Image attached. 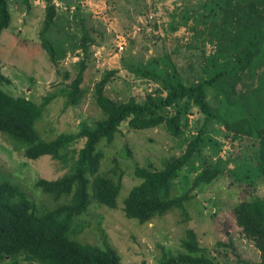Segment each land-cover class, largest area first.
Listing matches in <instances>:
<instances>
[{"label":"trees","instance_id":"1","mask_svg":"<svg viewBox=\"0 0 264 264\" xmlns=\"http://www.w3.org/2000/svg\"><path fill=\"white\" fill-rule=\"evenodd\" d=\"M23 2L29 9L28 0ZM43 2L42 37L54 27L57 11L53 0ZM196 2L193 7H183L170 15L172 29L183 27L191 33L189 43L172 50V55L181 57L186 63L183 66L191 72L186 73L185 69L177 72L173 56L167 53L138 64L122 61L124 69L135 80L152 82L157 89L146 93L140 101L129 98L116 103L104 94V87L117 70L107 71L92 89L99 118L93 126L81 123L75 133L46 138L44 131H37L35 127L57 97H64L65 108L73 109L87 93L82 85L90 48L97 42L84 19L80 22L81 36L76 47L82 58L70 63L77 69L76 75L60 96L47 94L35 103L25 96L9 95L1 88L4 84L11 85V80L2 73L0 59V133L18 140L27 163L50 158L69 167L57 179L40 177L35 183L55 203L52 207H38L18 190L16 182L0 172V264H122L112 246L84 244L69 237L70 233L73 236L79 232V226L74 223L93 204L112 210L118 208L122 172L113 171L108 175L98 171L103 158L101 149L114 143L122 126L129 130H147L164 125L172 136L179 137L189 129L188 116L193 108L201 117L198 130L187 139L183 153L166 162L162 169L154 168L151 163L140 166L131 160L133 174L140 182L123 200L122 211L126 218L141 224L165 216L176 207H180L182 218L187 219L180 198L172 199L171 180L180 169L190 167V171L196 172L197 166L202 167L193 186L208 184L224 171L223 167L205 166L202 158L203 151L214 143L212 135L218 134L215 126H222L232 135V140L236 136L255 140L257 150L252 154L258 175L264 178V101L257 97L245 99L235 93L241 78L248 74L253 79L250 81L256 82L246 91L253 96H264V0ZM10 20V0H0V37ZM55 43L42 40L41 47L49 60L58 64L65 60L66 50L72 52L75 46L70 41ZM207 44L213 48L209 55ZM193 64L201 66L200 69ZM232 213L244 238L259 252L256 262L235 256L233 264H264V198L243 201ZM204 251L196 233L187 229L180 239V251L172 256L162 253L157 264H219L205 256Z\"/></svg>","mask_w":264,"mask_h":264},{"label":"rangeland","instance_id":"2","mask_svg":"<svg viewBox=\"0 0 264 264\" xmlns=\"http://www.w3.org/2000/svg\"><path fill=\"white\" fill-rule=\"evenodd\" d=\"M53 1L57 9L55 24L42 37L43 0H28L29 9L23 0H10L11 20L0 37L2 73L11 80V85L4 84L1 88L11 96H25L35 103L41 102L47 94L59 93L60 96L65 93L67 85L74 79L77 69L70 63H77L82 58L76 48L81 36V19L96 38L97 44L90 48L91 56L82 85L87 91L83 101L73 109L65 108L64 97L52 101L48 112L38 122L39 127H35L37 131H44L46 138L75 133L83 122L93 126L100 113L94 104L92 89L109 70H117V73L104 87V94L116 103L126 102L129 98L140 101L146 93L157 89L152 82L135 80L124 69L122 61L138 64L165 53L172 57L174 48L189 43L191 33L183 27L172 29L170 15L197 3L196 0H74L71 5H64L59 0ZM42 40L63 44L70 41L71 46L79 51L66 50L65 60L53 64L41 47ZM118 42L124 43L121 51L117 48ZM205 48L209 55L213 48L209 44ZM172 62L177 72L182 73L184 69L186 73L191 72L189 67L183 66L186 63L181 57L173 56ZM193 67L200 69L201 66L193 64ZM250 80L253 79L248 74L241 78L235 93L245 99L257 97L255 99L263 102L264 96H253L246 91L255 85L256 81ZM188 118L189 129L179 137L172 136L164 125L147 130H129L122 126L114 143L101 149L103 158L98 171V174L108 175L113 171L116 174L122 172L118 209L93 204L77 219L74 226H79L80 230L73 236L70 233V238L84 244L112 246L123 264H141L143 261L156 264L162 253L167 256L177 254L185 230L192 229L199 246L205 249L204 255L216 263L233 264L236 257L247 262L258 261L257 249L244 238L232 213L233 208L243 201L264 198V178L258 175L252 154L257 150V143L241 136L232 140V135L222 126H215L218 134L212 135L214 143L203 151L202 158L209 168L223 167L224 171L212 182L190 192L189 199L183 203L186 220L176 208L143 225L127 219L122 212L123 200L140 182L133 174L131 160L140 166L151 163L154 168L162 169L166 162L182 154L187 139L198 130L201 117L196 108ZM68 170V166H61L50 158L27 163L18 140L0 133L1 174L16 182L14 185L18 190L38 207L55 205L36 188L38 178L54 180ZM201 170L202 167L197 166L195 171L199 173ZM188 171L190 167L180 169L174 176L180 183L173 184H184L189 177L196 175H186ZM185 190H191V186H185ZM179 192H182L181 187L175 186L172 195ZM60 200L63 202L62 198Z\"/></svg>","mask_w":264,"mask_h":264},{"label":"clouds","instance_id":"3","mask_svg":"<svg viewBox=\"0 0 264 264\" xmlns=\"http://www.w3.org/2000/svg\"><path fill=\"white\" fill-rule=\"evenodd\" d=\"M71 5V4H70ZM118 47L120 46V45H122V47H123V45H124V43H122V42H118ZM120 50V49H119ZM122 50V49H121ZM120 50V51H121ZM188 142V141H187ZM186 148V147H185ZM184 151V150H183ZM183 153V152H182ZM196 174V175H195ZM176 175V174H175ZM186 175H195L194 177H189L188 179H187V181L184 183V184H177V185H174L173 183H176L177 182V180H176V177H173V179L171 180V190H172V193H173V191H174V187L175 186H178V187H181V191L182 192H179L178 194H176V196H173L172 195V199L174 198V197H178V198H180V201H181V203H182V206H183V203H184V200L185 199H189V194H190V192L191 191H193L197 186H193V181L197 178V177H199L200 175L197 173V172H192V171H188L187 173H186ZM177 183H180V182H177ZM191 186V190H185V186ZM203 186V185H205V184H200V185H198V186ZM120 187H121V185H120ZM91 207V206H90ZM89 207V208H90ZM184 208V207H183ZM118 209V208H117ZM176 209H179V210H181L180 209V207H176ZM110 210H112V209H110ZM116 210V209H115ZM123 212V211H122ZM124 213V212H123ZM124 216H125V214H124ZM126 217V216H125ZM163 217V216H162ZM158 218H160V217H158ZM128 219V218H127ZM155 219V218H154ZM154 219H152V220H150L149 222H146V223H143V224H147V223H150L151 221H153ZM131 220H133V219H131ZM137 221V220H136ZM75 224V223H74ZM141 224V223H140ZM143 224H141V225H143ZM241 231V230H240ZM242 233V232H241ZM114 248V247H113ZM115 249V248H114ZM116 250V249H115ZM117 251V250H116ZM118 253V252H117ZM259 253V252H258ZM119 254V253H118ZM120 256V255H119ZM258 260H259V258H258ZM121 261H122V258H121ZM143 262H145V261H143ZM142 262V263H143ZM158 262V261H157ZM141 263V264H142ZM146 263V262H145ZM123 264V263H122ZM147 264V263H146ZM157 264V263H156Z\"/></svg>","mask_w":264,"mask_h":264},{"label":"water","instance_id":"4","mask_svg":"<svg viewBox=\"0 0 264 264\" xmlns=\"http://www.w3.org/2000/svg\"><path fill=\"white\" fill-rule=\"evenodd\" d=\"M60 3L64 4V5H70L74 2V0H59Z\"/></svg>","mask_w":264,"mask_h":264},{"label":"built area","instance_id":"5","mask_svg":"<svg viewBox=\"0 0 264 264\" xmlns=\"http://www.w3.org/2000/svg\"><path fill=\"white\" fill-rule=\"evenodd\" d=\"M119 49H120V50L122 49V45L119 46Z\"/></svg>","mask_w":264,"mask_h":264}]
</instances>
